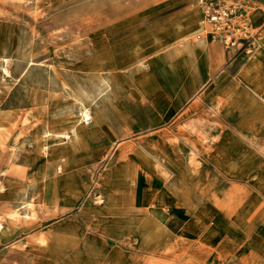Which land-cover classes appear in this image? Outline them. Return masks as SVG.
<instances>
[{
    "label": "rangeland",
    "instance_id": "1",
    "mask_svg": "<svg viewBox=\"0 0 264 264\" xmlns=\"http://www.w3.org/2000/svg\"><path fill=\"white\" fill-rule=\"evenodd\" d=\"M215 1L231 12L222 32L204 12L196 16L204 5L211 12V1L0 0V264H264V152L253 175L220 185L202 202L204 214L183 218L179 239L153 249L119 239L133 224L122 212L127 178L175 162L204 195L214 189L182 145L150 149L158 139L166 149L185 141L182 131L129 130L131 113H151L150 99L166 94L156 61L191 90L186 77L204 66L203 41L230 48L247 36L246 20L234 18L246 0ZM248 65L239 72L247 86ZM256 76L261 84L263 65ZM229 102L246 105L242 95ZM83 104L92 119L77 134ZM192 141L201 150L214 143ZM161 186L138 187L136 203L145 206L148 187Z\"/></svg>",
    "mask_w": 264,
    "mask_h": 264
},
{
    "label": "crops",
    "instance_id": "2",
    "mask_svg": "<svg viewBox=\"0 0 264 264\" xmlns=\"http://www.w3.org/2000/svg\"><path fill=\"white\" fill-rule=\"evenodd\" d=\"M240 8V13L234 14V18L246 20L247 36L239 37L236 47L224 48L219 44L208 45L203 41L204 66L199 69L194 65L186 77L187 85L192 84L191 90L184 86L176 87L165 66L154 61L157 70L161 68L166 76V80H162L166 94L150 99L149 102L153 105L151 113H131L136 122L130 127V135L147 133V129L166 124L170 125L175 134L176 131H182L187 135L183 142L174 139L169 149L161 146L160 139L157 145L149 147L153 149L157 146L170 153L175 144H180L187 152L194 153L200 167L204 170L208 168V177L214 181L212 193L204 195L206 191L197 189L198 186L191 179L185 180L180 166L175 162L170 166L164 165L163 168L153 166L147 172L149 176L147 173H137L134 179L127 178L130 186H126L122 193V212L133 224L119 236L120 240L153 249L164 242L165 237L179 239L183 218L204 214L199 212L204 206L202 202L205 204V199L217 196L220 185L236 184L239 182L238 178L254 174L256 155L264 152V78L259 84L258 76L252 77L262 65L264 67V0H246ZM205 11L207 14L206 7L201 6L196 16L204 17ZM247 40L251 42L245 46ZM256 42L259 43L255 47ZM196 46L197 43L192 44L193 50ZM188 54L194 60L192 54ZM243 64H249L245 75L250 87L239 74ZM229 77L230 85L227 82ZM241 95L246 105L234 108L229 99L236 97L238 100ZM203 107L209 110L208 113L200 112ZM196 136L212 138L214 143L201 150L192 144ZM121 142L120 134L113 144H108L111 145L109 155ZM143 145L149 144L143 143L142 149L138 147L136 150H145ZM201 151L204 153L201 154ZM196 164L197 162L190 161L188 165L193 167ZM194 169L193 167L191 170ZM142 185H163L158 190L157 187H148L152 196L145 206L137 204L136 199L138 187ZM163 188L165 191L159 196L158 193ZM109 201L108 198V204ZM196 206L199 207L196 209Z\"/></svg>",
    "mask_w": 264,
    "mask_h": 264
},
{
    "label": "bare ground",
    "instance_id": "3",
    "mask_svg": "<svg viewBox=\"0 0 264 264\" xmlns=\"http://www.w3.org/2000/svg\"><path fill=\"white\" fill-rule=\"evenodd\" d=\"M203 1V4L205 3V2H207L206 0H202ZM205 7H206V9H207V14H206V11L204 12L205 14H206V16H208V22H211V24H212V21H211V17H209L210 16V9L208 8V6L207 5H204ZM213 25V24H212ZM216 25V27H214V29H217V30H220L221 32H222V30H221V27H220V25L219 24H215ZM215 31V30H214ZM216 32V31H215ZM135 52V51H134ZM92 119V113H91V110L88 108V106H86V105H84V106H82V108H81V110H80V112H79V121L77 122V124H76V127H75V129L74 130H76V133L78 134V133H80L81 132V128H82V126H85V125H88L89 123H90V120ZM81 126V127H80ZM69 133V132H68ZM82 133H83V131H82ZM67 135V134H66ZM68 136V135H67ZM147 182V181H146ZM172 182H174V180L172 181ZM198 228V227H197Z\"/></svg>",
    "mask_w": 264,
    "mask_h": 264
},
{
    "label": "built area",
    "instance_id": "4",
    "mask_svg": "<svg viewBox=\"0 0 264 264\" xmlns=\"http://www.w3.org/2000/svg\"><path fill=\"white\" fill-rule=\"evenodd\" d=\"M208 2L211 1L212 3H216L215 0H207ZM231 12L223 8L219 3H216L212 11L210 12L211 21L214 24H219L221 26L229 25V17ZM222 28V27H221Z\"/></svg>",
    "mask_w": 264,
    "mask_h": 264
}]
</instances>
